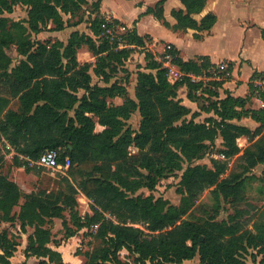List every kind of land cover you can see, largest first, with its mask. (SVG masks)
<instances>
[{
  "label": "trees",
  "instance_id": "trees-1",
  "mask_svg": "<svg viewBox=\"0 0 264 264\" xmlns=\"http://www.w3.org/2000/svg\"><path fill=\"white\" fill-rule=\"evenodd\" d=\"M100 1L89 4L86 0H0V141L14 150L13 162L29 172V164L47 150L58 153L59 164L68 161L73 183L70 189L74 194H83L92 211L84 222L74 215L75 226L80 230L97 225L94 239L102 243L86 253L87 264H128L119 260L123 249L137 255V264H183L197 255L201 264H248L245 255L254 249L264 264V207L249 230L242 227L247 211L239 208L246 199V182L259 181L264 190V168L260 177L250 174L255 167L264 166V110L247 108L253 96L264 103V93L256 95L253 85L254 80L264 78V72L252 74L250 95L246 98L226 94L220 99L217 91H207L215 100L201 110L212 112L215 118L196 122L198 114L182 104L178 89L185 87L189 100L198 99L196 92L201 85L192 82L189 75H201L213 66L207 57H199V62L183 61L178 51L168 46L169 55L177 56L172 64L184 75L171 83L168 70L145 48L148 36H139L135 29L127 31L123 48H118L116 41L110 44L103 38L96 43L90 35L78 31H73L66 43L41 42L30 37L18 39L12 29L21 28L19 23H10L6 17L16 5L25 6L26 28L30 34L38 35L49 22L54 25L53 31L78 25L83 6L93 7L99 17ZM165 1L159 0L146 14L168 27L163 17ZM179 1L184 10L172 11L176 21L173 29L202 32L213 27L216 17L211 13L199 22L192 18L203 10L207 0ZM63 15L78 20L65 24ZM98 17L89 27L94 36L101 33V25L109 26ZM12 45L22 57L13 67L6 53ZM83 45L95 58L92 68L77 60V51ZM135 47L145 49L147 72L137 73L132 99L124 83L111 80L124 70L130 50ZM90 69L104 85L92 83ZM231 70L229 64V73ZM222 82L215 83V87L219 88ZM115 98H122L123 102L109 103ZM135 112L140 119L138 130L133 132L126 121ZM245 117L257 122L258 127L251 130L233 123ZM97 125L101 131H96ZM217 138L222 141L220 155L227 161L237 158L242 162L240 171H231L225 178L221 176L227 170V162L213 159L210 168L197 163L204 157L206 144H213ZM240 138L248 143L243 149L238 144ZM131 147L138 153L131 154ZM179 171L182 174L178 193L182 199L178 206L163 198L155 199L152 194L129 195L139 188L153 193L160 180ZM207 189L213 205L200 208L201 215L194 217L190 213L194 200ZM21 198L24 202L19 205ZM223 202L232 207L233 213L227 221L217 222ZM60 203L75 208L76 200L70 201L61 193L23 194L16 183L0 175V221L13 223L17 219L20 230L34 228L23 251L26 259L38 258L39 264H62L60 254L47 247L51 236L44 227L50 223L44 218L62 217ZM17 206L15 215L12 210ZM187 215L194 218L182 219ZM137 223H143L145 228L130 225ZM67 233L68 238L75 234L69 229ZM17 246L7 230H0V264H11Z\"/></svg>",
  "mask_w": 264,
  "mask_h": 264
},
{
  "label": "rangeland",
  "instance_id": "rangeland-1",
  "mask_svg": "<svg viewBox=\"0 0 264 264\" xmlns=\"http://www.w3.org/2000/svg\"><path fill=\"white\" fill-rule=\"evenodd\" d=\"M94 9L90 5L83 6L82 10L79 14V18H81V21L78 25L74 27H65L61 31H53V24L51 22L48 23L46 26L45 30L40 32L38 35L30 34L27 30V24L24 22L25 19L27 18V8L25 6L21 5H16L14 8L13 13L7 14L6 17L11 21L10 23H19L21 28L15 29L13 27L12 32L15 34V36L18 39H23L24 37H30V39L34 40H39L41 42L43 41H61L63 43H66L69 35V31L71 29H76L75 31H78L79 33L83 34H88L90 35L96 43H98L99 39H106L109 41V43H114L115 41L118 43L119 39L125 40V35L128 33V30H122L121 27L123 25L121 24H115V22H111L112 25L109 27V32L104 30L101 25L100 30L101 33L99 36H94L92 32L90 31L89 27L92 24L93 20L98 17L97 15L94 16ZM98 18L102 19L106 23V17L99 16ZM63 19L65 21V24H71L73 22H76L78 18H71L68 15H63ZM113 21V19L110 18L109 21ZM110 23V24H111ZM24 27V28H22ZM66 29V31H64ZM150 39H147V43H149ZM146 43V44H147ZM123 43L118 44V48H123L122 46ZM148 51L152 53L154 56L155 60L158 61H163L165 56L168 53L169 48H164V51L159 53L157 52L159 46L155 48V46H152V49L149 50L147 47H145ZM7 55L11 59V67L17 65L19 61H21L22 57L18 55L16 51V46L12 45L7 51ZM257 53V51H256ZM177 57V56H174ZM173 57V58H174ZM145 49L142 47H135L130 50V56L124 63V70L121 69L118 71L115 75H113L114 78H112L111 83L114 82L115 80L120 83H124L126 89H127V94L128 97L134 99L135 95V87H136V78H137V73L139 71H146L145 66H146V60H145ZM77 60L79 63H89L91 65V68L94 66L95 63V58L87 48V46L83 45L81 48L78 49L77 51ZM196 62H199L197 60ZM220 63H225L228 64L227 62H219ZM215 64V65H217ZM210 66L208 69H205L203 73H206L209 75V71H211ZM174 71L168 73V80L171 83H174L176 81H180L183 78V74H180V71L177 66L174 65ZM92 69H90V73L92 74ZM227 77V76H226ZM191 79V78H190ZM192 81V80H191ZM207 81V80H205ZM126 82V83H125ZM195 82V81H194ZM92 83L93 84H98V85H104L101 80H99L97 77H95L92 74ZM197 83V82H195ZM200 83V89L196 92L197 94V100L194 102L197 105V109H199L201 112L202 107H207L208 104H210L212 101L215 100L213 96H210L207 91H218V88L215 87V82H206L205 85H203L202 82ZM186 90V88H185ZM180 88L178 89V97L181 95L179 92ZM187 91V90H186ZM82 92H80L79 95H81ZM180 93V94H179ZM185 94V92H184ZM183 95V93H182ZM187 95V94H186ZM113 100V99H112ZM112 100L109 101V103H112ZM123 102L122 98H115V104H121ZM12 108H16L15 101H12L11 103ZM198 115L195 117L196 122H204L206 118H208L206 115L210 114V117L215 118L214 114L212 112H204V113H198ZM139 114L138 112H135L131 115V117L126 121V126L131 128L133 132H136L138 130L139 126ZM187 120L190 119V115L187 116ZM102 128L100 126H96V131H101ZM238 144L241 147V149L245 148L247 146V142L238 140ZM207 149L205 151L204 157L199 160L197 163L200 165H205L207 167H212L211 161L213 159H216L221 162H227V170L226 172L221 176L222 178H225L228 176V174L231 171H240L241 170V165L242 162L238 160L237 158H232L230 160H222L220 158V153L219 151L222 149V141L220 138H217L213 144L207 143ZM9 146L3 141H0V175L4 176L8 180L16 183L19 186L24 187L26 190H30L31 193L33 194H40V193H61L62 197H67L70 199V201H73L74 199L76 200V205L75 208L70 206H62L63 204L60 203V205L63 207L62 210V217L61 218H44L46 222L50 221V223H45L44 227H47L50 230V236H51V242L47 245L48 248L54 250L52 247L58 246L61 243H66L68 239L67 237V229L73 231L74 234V240L71 242L72 246H66L64 250V258L66 259L67 264H87V256L86 253L91 252L94 248L100 247L102 244L101 241H96L94 239V236L96 234L97 225H89L88 227H83L80 230H78L75 226V217L76 218L80 217L81 222H84L85 216L91 215L92 211L89 207L90 202L89 200L81 193L74 194L72 190L70 189V185H72V179L69 176L68 168H65V165H62L61 169L58 170H49L41 167H37L33 165L32 163L29 164L30 166V171L26 172L24 167H19L13 162V157L15 154L8 148ZM129 152L131 154H136L138 153L137 149L134 147H131L129 149ZM21 161H24L22 157H18ZM186 167V164H183V170ZM264 166L260 165L255 167L250 171V174L260 177L261 172ZM182 170V171H183ZM182 171L177 172L175 175L169 176L168 178L160 180L158 185L156 186V190L153 193H150L147 189L145 188H139L133 193H130L129 195L132 197L135 196H141V197H146L152 194L155 199L157 198H163L164 200L168 201L169 204L178 206L181 203L182 195L178 193V183L180 181V176L182 174ZM263 187L261 186V183L256 180H250L249 182H246L244 185V190L246 194V199L244 202H242L239 205L240 209H243L247 211V214L244 216L242 219V227L243 230H249L252 228V223L255 221L258 213L261 211V209L264 207V190L262 189ZM30 193V194H31ZM24 202V198H21L19 200V205H22ZM71 204V203H70ZM194 206L190 209V213L194 217H199L201 215L200 208L202 207H207L210 208L213 205V199L210 195L209 189L203 191L201 194H199L195 200H194ZM19 211V206L13 208L12 213L17 214ZM77 213V214H76ZM233 213L232 207L227 204V203H221V208L219 211V214L216 216L215 220L217 222L221 221H227L228 216ZM192 215H187L182 217V219L185 220H192L194 217ZM1 216V213H0ZM16 223L17 225L19 224V221L16 219L13 223H10L4 227L6 228H1L2 223L0 221V230H7L8 234L12 236L13 240H19L20 242L21 238L18 236L20 234L19 229L14 225ZM134 227H138L140 229H144L145 225L143 223H137V224H130ZM34 230L33 227H30ZM9 229V230H8ZM23 231V230H22ZM33 233V231H32ZM31 235V234H30ZM53 237H58L59 239H53ZM28 242V238H27ZM27 246V245H26ZM52 246V247H50ZM57 252V251H56ZM257 251L254 249H250L248 253L245 255V258L248 262V264H262L261 261V256L256 253ZM59 253V252H57ZM60 254V253H59ZM61 256V254H60ZM119 260L121 262H125L128 264H137L135 262V259L137 255L131 254L126 250H121L119 252ZM74 257L77 258V262L74 259ZM12 258V257H11ZM10 258V259H11ZM34 258V257H33ZM62 256H61V261H63ZM36 263L39 264L40 259L35 258ZM72 259L73 262H72ZM11 263V262H10ZM63 264V262H62ZM145 264H152L151 262L147 261ZM174 264V263H172ZM183 264H201L199 260V256H195L192 260L184 261Z\"/></svg>",
  "mask_w": 264,
  "mask_h": 264
},
{
  "label": "crops",
  "instance_id": "crops-1",
  "mask_svg": "<svg viewBox=\"0 0 264 264\" xmlns=\"http://www.w3.org/2000/svg\"><path fill=\"white\" fill-rule=\"evenodd\" d=\"M89 4L96 0H86ZM159 0H101L97 14L111 18L123 25L126 30L135 29L141 37L148 36L149 43L146 47L159 46V53L168 46L178 51V57L183 61H197L199 57H207L212 65L227 62L231 65L229 78L224 80L218 88V96L224 98L226 94L235 98H246L250 95L249 83L254 72H264V0H207L203 10L199 14H193L192 18L200 21L206 14H213L216 22L209 31L198 32L192 29L175 30L176 21L172 16L174 10H184L179 0H166L163 5V17L168 27L158 21L152 14H146L148 8L154 7ZM96 16V14L94 15ZM76 29H71L69 34ZM66 31V29L64 30ZM198 35L199 38H195ZM257 51V53H256ZM179 98L182 104L192 112L204 113L197 109V105L186 96L185 87H180ZM185 92V94H184ZM179 93V94H180ZM183 93V95H182ZM115 104V99L112 100ZM248 109L264 110V103L253 96L247 104ZM210 117V114L206 115ZM233 123L245 126L251 130L258 127V123L251 118H242ZM239 140L246 141L245 138ZM7 144V143H6ZM8 145V144H7ZM9 146V145H8ZM14 154V150L8 147ZM18 186V185H17ZM23 194H30V190L19 186ZM2 227L10 224L1 222ZM19 229L21 240H16L18 246L11 264H35L36 259L25 258L23 251L27 245V238L32 231L30 227L20 230V225L14 223ZM6 228V227H4ZM7 229V228H6ZM9 230V229H8ZM58 240V237H53ZM74 237L58 246H50L59 252L64 258L66 246H72ZM77 262V258L74 257ZM72 259V262L73 260ZM63 264H67L63 259Z\"/></svg>",
  "mask_w": 264,
  "mask_h": 264
},
{
  "label": "built area",
  "instance_id": "built-area-1",
  "mask_svg": "<svg viewBox=\"0 0 264 264\" xmlns=\"http://www.w3.org/2000/svg\"><path fill=\"white\" fill-rule=\"evenodd\" d=\"M110 18L106 19V23L109 25L108 27L103 25V29L106 30L107 32H109V27H111L113 22L112 20L109 21ZM111 23V24H110ZM122 30H126L125 27H121ZM118 43L125 45V40H118ZM172 59L173 57L170 56L169 54H167L165 56V58L163 59V61H161V63L163 64V66L168 70L169 72H173L174 71V65L172 64ZM158 61V60H157ZM180 74H182L180 72ZM209 75H207L206 73H203L201 75H193L190 74L189 77L191 78L192 82H202L203 85L206 84V82H221L227 79V77H229L230 73H229V64H225V63H220L217 65H213L211 67V71H209L208 73ZM227 76V77H226ZM207 80V81H205ZM253 85H254V93L256 95L260 94V93H264V78H258L256 80L253 81ZM220 158L222 160H225L226 158L224 157V155H220ZM33 165L37 166V167H41V168H45V169H49V170H58L62 168V165L58 163V153L56 151L53 150H47L45 152H43L39 158L36 161L31 162ZM65 168H68V161H66V163L64 164Z\"/></svg>",
  "mask_w": 264,
  "mask_h": 264
}]
</instances>
